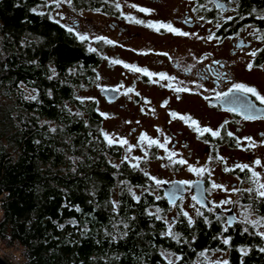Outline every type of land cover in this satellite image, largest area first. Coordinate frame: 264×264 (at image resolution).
Returning <instances> with one entry per match:
<instances>
[{
    "label": "trees",
    "instance_id": "trees-1",
    "mask_svg": "<svg viewBox=\"0 0 264 264\" xmlns=\"http://www.w3.org/2000/svg\"><path fill=\"white\" fill-rule=\"evenodd\" d=\"M84 4L72 0L78 11ZM55 8L48 0H0L4 246L20 243L25 264H167L165 251L182 257H170L174 264H209L200 253L216 249L229 264H264L259 230L242 224L223 232L220 223L191 215L189 226L183 209L168 218L174 208L162 188L141 165L120 159L123 147L109 146L99 98L83 94L98 81L101 59L66 24L54 22ZM27 88L36 89V99L26 96ZM169 225L180 243L164 234ZM227 236L230 245L222 243Z\"/></svg>",
    "mask_w": 264,
    "mask_h": 264
},
{
    "label": "flooded vegetation",
    "instance_id": "flooded-vegetation-1",
    "mask_svg": "<svg viewBox=\"0 0 264 264\" xmlns=\"http://www.w3.org/2000/svg\"><path fill=\"white\" fill-rule=\"evenodd\" d=\"M83 1L85 3L83 7L86 12L92 11V9H99V13L106 12L111 18H114L113 21L102 25L98 24L99 27L97 29L86 32L90 37L110 34L113 36L112 41L115 42L114 44H107L104 41H95L93 39L85 41L86 45L94 41L97 42L100 45L101 56H105L102 52H105L107 46H111L115 49V53L117 50V55L121 56L123 62L126 61L128 63L133 59V62H145L149 71L155 73L163 72L169 76H175L177 81H184L186 86L192 87L194 92L200 93L198 95L176 93L166 86L170 81L160 80L158 76L153 77L151 80L146 76L148 78L146 86L148 85V87L144 89L134 87V92L128 95L123 94L125 89L114 87L120 88L116 100H109L106 95L101 93L108 102L117 103L123 99V102H126L128 107L130 105L135 106L138 102L144 101L145 103V99H152L151 90H155L159 97L163 96V103L164 101L168 102V111H166L168 124L165 122L163 124L165 129H163L162 133L158 132L155 137L151 136V138L160 140V137H163L164 140L165 135L170 136L172 142L169 147L167 146L170 150L180 153L188 161H190V158L196 157L197 162H199H196V166L206 164L208 171L211 173V175H208L206 172L202 177L194 174L195 176L189 180L193 182L192 187L187 188L185 186L184 196L175 205L180 206L181 203L183 204L186 201L195 208L191 216L201 220H205V217H207L209 222H218L221 224L222 229L228 227L229 231L234 230V232L239 225L244 224L240 222L244 219V215H248L249 219H259L264 216V199H257L254 193L250 196L247 192L232 193L230 191L225 192L222 189L211 188L212 181L223 184L229 189L234 187L240 189L254 187L248 180L251 174L247 170L241 171L238 168H234V165L238 163L252 164L256 158H260L262 164H264V145L260 143L261 140H264V136L261 135L264 133V119L245 120L243 118L244 109L240 108V106H235L241 113L239 115L236 112L227 111L226 109L232 108L234 105L217 100L215 94L211 91H204V88L227 91L230 83L243 82L249 86L256 87L258 91L264 94V69L257 66L264 64V52H259L254 58L248 55L253 49H264V40L257 38L264 35V20L258 18L264 15V0H239L238 8L235 3L221 0L226 9L223 13L212 4H208V8L212 9L211 11L204 9L193 11L199 4H207V0H119L121 4L120 10H117L114 6L116 0H108L107 3H105V0H92L91 3L88 0ZM129 3L150 8L154 11L150 15L140 13L136 9L129 8L127 6ZM233 8L236 11H231ZM122 10L145 21H171L174 27L184 32L196 33L199 37H207L210 34L209 30H211L219 39H198L197 36L192 35L187 37L179 36L164 29L156 32L143 25L129 22L121 15ZM221 15L225 18L232 16L234 19L225 23L224 20L220 19ZM200 16H203L204 19L200 20ZM186 19H190V23H185ZM208 21H212V23H208ZM217 22L222 24L219 29L216 28ZM249 25L251 27H248ZM254 29H259L260 31L255 35H251L250 33H253ZM146 52L148 55L144 54ZM165 52L168 53L167 56L159 55V53ZM87 53L91 52L87 50ZM127 53L130 55H127ZM131 53L133 54L131 55ZM205 56H207L206 59H204ZM103 61L104 58L102 59ZM213 61H219L220 64H214ZM249 62L254 64L251 71L247 69V63ZM193 65L195 67H192ZM209 66H211V72L208 71ZM188 68H191V72L186 71ZM217 72L221 74L227 73V78L217 82L214 75ZM200 76H204L206 79H200ZM153 80L157 82L154 83L152 82ZM192 81L202 84L203 88H195ZM171 83L176 86L177 82ZM152 86L154 87L151 88ZM136 92L140 95L137 96ZM178 95L180 96L179 100L176 99ZM205 96L209 97V99L205 100ZM245 99L249 103L254 104L256 108L255 113L249 114L257 117L264 116V104H260L251 95H248ZM170 111H176L179 114H190L200 122L201 126H208L213 130L219 128L224 121H229V123L226 125V129H221L222 138L213 139L209 133H205L203 137L198 139V134L182 120L170 117ZM157 128L159 127L155 126V129ZM135 129L136 127L133 131ZM227 131L233 132L235 137L250 136L257 146L245 150L248 141L242 140L240 147H237L235 139L227 136ZM205 139L210 142L208 144L204 143ZM158 149V147L153 146L148 153L150 154L152 150L157 151ZM210 156L213 157L211 161H209ZM217 156H223L227 163L225 164L223 161L216 159ZM176 165L178 168L184 166ZM176 165L169 162L170 167H175ZM225 167L234 168V170L226 172L224 171ZM256 170L264 173V168L258 167ZM176 180L183 179L176 177V179H165L164 181H168L172 185ZM241 181L244 182L242 183ZM262 182H264V175H262ZM193 187L197 191L203 190L205 192L208 196L206 200L210 203L209 205L202 203L204 205L202 207L196 201L190 200L193 195H196L192 189ZM196 196L198 197V195ZM227 198L238 201L236 205L223 206V208H229L231 211L225 212L223 208H215L214 211L208 210L213 207L212 202L219 203ZM247 205L252 207L246 208L245 206ZM197 209L203 212L204 215L197 216ZM217 216H220V219H217ZM227 217H235L230 227L226 223ZM256 229L259 230L258 227Z\"/></svg>",
    "mask_w": 264,
    "mask_h": 264
},
{
    "label": "snow or ice",
    "instance_id": "snow-or-ice-1",
    "mask_svg": "<svg viewBox=\"0 0 264 264\" xmlns=\"http://www.w3.org/2000/svg\"><path fill=\"white\" fill-rule=\"evenodd\" d=\"M108 0H105V3H107ZM229 3H235L237 5V8L239 7V0H228ZM51 3L55 4L57 8L60 7L61 4L63 3H67L68 5H72V0H51ZM208 4H212L217 10H219L221 13H223L226 9H225V5L221 2V0H207V4H199L197 8H194L193 11H199L200 9H204L206 11H211V8H208ZM115 8L117 10L121 9V4L119 3V0H116L115 2ZM129 8L132 9H136L138 12L140 13H144L147 15H150L154 10L150 9V8H146V7H141L138 6L134 3H129L127 5ZM33 12H36V9H32ZM97 12H99V9H96ZM231 11H236L235 8L231 9ZM255 11V10H253ZM41 15H43V13H40ZM59 15V13H57ZM121 15L124 16V18L126 20H128L129 22H133L139 25H143L145 27L151 28L153 30H155L156 32H160L161 29L166 30L169 33L175 34V35H179V36H197L198 39H207V40H213V39H219V37H217L215 35V33L211 32V30H209L210 34L207 37H199L196 33H188V32H184L181 31L180 29L176 28L173 26L171 21H152V20H148L145 21L143 19H138L135 16H132L130 14L125 15L123 12H121ZM51 18V17H50ZM261 20H264V15H261L258 17ZM61 19H63V16H61ZM200 20H203L204 17L200 16L199 17ZM221 20H224L225 23H227L228 21H232L234 19V17L232 16H228V17H224L223 15H221L220 17ZM55 23L59 24L60 21L56 20L54 21ZM185 23H190V19H186L184 21ZM208 23H212V21H208ZM62 27H65L66 30L69 33H72L73 35L76 36V38L80 41V42H85V41H90V40H95V41H104L107 44H114L115 42L108 39L105 36H100V35H95L93 37H90L89 34L87 33H81L79 31L76 30L75 27H69L66 25H61ZM222 27V24L217 22L216 23V28L219 29ZM248 27H251L250 25ZM243 30V29H241ZM259 29H254L253 33H250L251 35H255L257 32H259ZM260 40H264V35H261L259 37H257ZM89 52H95L97 51V49L89 46L88 48ZM259 52H264V49H253L252 51H250L248 53V55L250 57H256L257 54ZM146 54V53H144ZM159 55H164L167 56L168 53H159ZM210 55V54H209ZM207 56L204 57V59H206ZM198 62H202V61H198ZM112 64H123V66L125 68L130 69L133 72H137V73H141L144 76H147L150 80L153 77L158 76L160 80H166V81H170L169 84H167L166 86L169 87L170 89H172L174 92L176 93H191V94H200V93H196L194 92V89L192 87H188L186 86L184 81H177V77L175 76H169L166 73L160 72V73H155V72H151L149 71L148 68L146 67H137L135 65H130L127 63H124L121 60H111ZM214 64H220L219 61H213ZM253 62H249L247 63V69L249 71H251L253 69ZM258 67L264 69V64H260L257 65ZM192 67H195L194 65ZM55 70L53 69V72ZM186 71L191 72V68L186 69ZM208 71H212L211 66L208 67ZM214 75L216 76V80L217 82H219L222 79L227 78V73L221 74V73H214ZM200 79H206V77L204 76H200ZM97 80L100 79L99 74H97L96 77ZM152 82H157V81H152ZM171 82H177L176 86L173 85V83ZM192 84L195 86V88H203V85L200 83H197L196 81H192ZM121 88L123 87V85L120 86ZM103 91H113V92H119L120 88H104L102 89ZM205 92H213L215 94V98L217 100H221L226 104H231L234 105V107L226 109L227 111H233L236 112L238 115L241 114L238 110L237 107L235 106H240V108L244 109V115L243 118L245 120H250V119H256V118H261L264 119V116H260L257 117L256 115H251L249 113H255L256 112V108L254 104L249 103L245 97H247L248 95H251L253 97H255V99L257 101H259L260 104H264V94H262L260 91L257 90L256 87L254 86H249L246 83L243 82H232L230 83V86L228 87L227 91H216L215 89H207L204 88ZM134 92V89L129 87L125 90V92L123 93L124 95H128L129 93ZM137 96H139L140 94L138 92L135 93ZM236 94H240V95H236ZM31 99H36L35 96H32ZM91 99V98H89ZM177 100L180 99V96L178 95L176 97ZM205 100H208L209 97L205 96L204 97ZM145 103H150V101L145 99ZM167 101H164V103L162 104V106H167ZM210 106H215V105H210ZM141 111L143 112L144 109L142 108ZM151 111H155L154 109H152ZM79 114V113H78ZM100 115L104 116L105 118H109L108 114L101 112ZM169 116L172 117L173 119L175 118H179L180 120H182L186 125H188L190 128H192L193 131H195L198 135L197 138L199 139L200 137H203L205 135V133H209L211 135V137L213 139H217V138H222L221 136V129H226V125L229 123V121H224L223 124H221L219 126V128H217L216 130H213L211 127L208 126H201L200 122L193 118L190 114H179L176 111H170L169 112ZM171 122V121H169ZM125 123H131V121H125ZM136 123L138 124L139 121H136ZM52 131H55V129H52ZM157 132H161L162 130L157 128ZM102 134L104 135L105 140L108 142L109 146L113 145V144H119L121 147H124L125 145H127V152H131L133 150V148H135L137 145H131L129 144L128 140L126 138H122V137H118L115 135H110L107 132H102ZM227 136L228 137H233L236 141V145L237 147H240L242 140L244 141H248L247 147L245 150L249 149V148H255L257 146L256 142L253 140L252 137L250 136H246L243 138L240 137H235L234 133L231 131H227ZM262 136H264V133L261 134ZM147 142V148H152L153 146H156L160 149H163L166 153H167V159L173 164H179V165H187V170L191 173L196 174L197 176H204V174L207 172L208 175H211V173L208 171L207 169V165L205 164L204 166H194L193 164L189 163V161L184 158L182 155H180L179 153L170 150L167 145L170 144L171 141V137L165 135L164 136V140L163 142H161L159 139H154L148 136L147 133H141L140 137L138 138V143L141 146V150L144 152V156L143 157H132L133 160L136 161H140L142 159L147 158L148 156V152L147 150L143 147L144 142ZM210 141L205 139L204 143L208 144ZM260 143L262 145H264V140H261ZM174 157H179L178 159H174ZM158 159H164V157H157ZM129 159L128 155H125L123 160L127 161ZM213 159V157H209V161H211ZM216 159L223 161L225 164L226 159L223 156H217ZM199 163V162H197ZM255 167H254V166ZM114 167H118L117 165H113ZM133 168H139V164L138 163H134L131 165ZM163 166V165H162ZM264 168V164H262L261 159L260 158H256L252 164H248V163H244V164H236L234 165V168H238L241 171L247 170L251 175L248 177V180L251 182L252 185H254V187H249L246 189H240V188H227L225 185L223 184H218L215 181H212L211 183V188L212 189H222L225 192H232V193H237V192H247L250 196L254 193L255 197L257 199H264V182H262V175H264V173H262L261 171H257V168ZM234 168H228L225 167L224 171H232L234 170ZM146 176L149 177L150 180H153L155 182V184L157 186L161 185V184H165L168 183V181H162L157 179L156 177H152L150 176L147 172L144 173ZM242 183L244 181H241ZM174 184L178 185V186H187V188H191L193 182L192 181H188V180H180V181H174ZM184 189H181L180 187L177 188L176 191H181ZM129 191H131V189H129ZM207 191V189H206ZM134 199H136L137 201H139V197L135 196V194H133ZM161 197L157 196L156 199H160ZM177 199L175 193H171L169 194V202L172 203L173 205H175V200ZM192 200L196 201L197 204H201V206L203 207L204 205L202 204V201L200 199H198V197L196 195L192 196ZM115 204V202H113ZM213 203V207L209 208V211H214L215 208H223L224 205H236L238 203V201H233L230 198L224 199L222 201H220L219 203ZM246 208H251V205H247L245 206ZM79 210V209H77ZM160 209H157V212H159ZM223 211L225 212H229L231 211V209L229 208H223ZM197 216H203V212H201L199 209H197L196 212ZM182 215L185 216L188 220V224L189 226H192L194 221L192 219L191 216H189V214L187 212H182ZM157 219H161V217L157 216ZM217 219H220V216H217ZM235 219V217H227L226 218V223L228 224V226H231L232 220ZM205 222H209L207 220V217H205ZM241 223H244L246 225H251L253 228H264V216H261L259 219H249L248 215H244V219L242 221H240ZM60 227L62 228L63 225H60ZM125 227H127V225H125ZM228 231V227H224L223 228V232H227ZM244 232H248V228L245 227L243 229ZM167 236L172 237L174 240H176L177 243H180V234L179 233H174L172 231L171 225H169V228L167 230L166 233H164ZM255 235L261 237V239H264V231H256ZM5 240H7L9 243H11L12 241V237L11 236H6ZM232 240L231 236H227V237H223L222 239V243L224 245H230ZM206 251H202L200 253L201 257H205L206 260H209V264H229V261L226 259H217V260H210L209 257L206 256ZM215 251H221V249H216ZM240 253L242 255H247L248 254V249L246 248H240L239 249ZM260 251L264 252V248H261ZM162 256L165 257V259L167 260V264H174V261L170 258L172 256H175V261H180L182 259L181 256L176 255L175 253H171V252H162L161 253ZM0 264H3L2 261H0Z\"/></svg>",
    "mask_w": 264,
    "mask_h": 264
},
{
    "label": "rangeland",
    "instance_id": "rangeland-1",
    "mask_svg": "<svg viewBox=\"0 0 264 264\" xmlns=\"http://www.w3.org/2000/svg\"><path fill=\"white\" fill-rule=\"evenodd\" d=\"M48 1L51 2V0ZM122 12L125 15L130 14L129 12H124V10H122ZM57 13H59V15ZM51 15L53 19H58L63 24L75 27L76 30L81 33H88V31L90 30L97 29L99 27L98 24H106L109 21H113L114 19L111 18V16H109V14L106 12L99 13L94 9L88 12H86V10L78 11L74 7H72V5H68L67 3H63L59 8H55ZM61 16H63V19H61ZM107 35H109L107 38L112 40L113 36L110 34ZM88 46L97 49V51L92 53L97 54L101 59V63L97 67L100 79L95 82L92 87L85 88L83 94L86 97L89 96L88 99L90 98V96L99 98V108H101L103 112L108 114L109 117L104 118L103 128L105 132L109 133L110 135L126 138L129 144L137 145L131 152L126 151L127 145H125L123 147V152H121L120 159L123 160L124 156L128 155V160L130 161V163H138L142 166V170L144 172H147L150 176L156 177L157 179L162 181H164L165 179L173 180L176 179V177H181V179L189 181L192 177L195 176L194 173L189 172L186 165H184L182 168H178L177 165L175 167H170V161L167 159V153L163 149L159 148L157 151L152 150L150 154L148 153L147 158L140 161L132 159V157L144 156V152L141 150V146L138 143V138L140 137L141 133H147L149 137H155L158 134L155 126H158L162 131L163 129H165L163 124H165V122H167L168 124V119H166V111H168V107L162 106L163 96L159 97L155 90H151L150 93L153 94V96L152 99L148 100L150 101V103L147 104L143 101L141 103L138 102L135 106L130 105V107H128L126 105L127 103L123 102V99L117 103L112 101L108 102L105 96L101 94L102 89L108 88L110 86H113V88L120 87L121 85H123L122 88L125 90L129 87L144 89L148 87V85L146 86L148 78L141 73L133 72L130 69L125 68L123 64H112L111 60L113 59L122 61L121 56L117 55V50L115 53V49L113 47L107 46L105 52H102L105 56H101V53L99 51L100 45L97 42H91ZM133 53H131V55ZM127 55L130 54L127 53ZM103 58L104 61L102 62ZM133 60L129 61L127 64L135 65L137 67H146L147 65V63L145 62L139 63V61L133 62ZM124 63H126V61H124ZM153 87L154 86H152L151 88ZM35 94L36 89L27 88L26 96L28 98L32 97ZM142 108L144 109L143 112L141 111ZM152 109H154L155 111H151ZM125 121H131V123H125ZM136 121H139V123L137 124ZM135 127L136 129L134 130V132L133 129ZM160 141L163 142V137H160ZM167 146L169 147L170 145L168 144ZM143 147L147 150V152L149 151L146 141L144 142ZM157 157H164V159H158ZM178 158L179 157H174V159ZM118 162H120V160H118ZM189 162L196 166L197 158H190ZM197 167H199V165ZM159 187L163 189V184L159 185ZM136 191H141V188H138ZM172 206L174 209L170 214H168V218H171L172 216L179 213V210L181 209H183V211L187 212L189 215L194 213L193 207L190 206L186 201H184L183 204L181 203L179 208L176 205ZM258 229L259 231H264V228L258 227ZM221 254L222 251H212L206 253V255L213 261L219 259Z\"/></svg>",
    "mask_w": 264,
    "mask_h": 264
},
{
    "label": "water",
    "instance_id": "water-1",
    "mask_svg": "<svg viewBox=\"0 0 264 264\" xmlns=\"http://www.w3.org/2000/svg\"><path fill=\"white\" fill-rule=\"evenodd\" d=\"M109 89H111V88H113V86H110V87H108ZM102 93L104 94V95H106L107 96V98L109 99V100H116V96H118V92H113V91H103L102 90ZM176 181H180V180H176ZM178 187H180L181 189H184V190H181V191H176L177 190V188ZM194 191H195V193H196V195H198V198L202 201V203H207L208 205L210 204L209 202H208V200H206V199H208V196L205 194V192L202 190V191H197V190H195V188L193 187L192 188ZM171 193H175V195H176V197H177V199L175 200V204L177 203V201L182 197V196H184V193H185V186H178V185H176V184H172V185H170L169 183H165L164 184V189H163V194L165 195V196H167V198L169 199V194H171ZM171 205H173L172 203H170ZM233 223V222H232ZM231 223V224H232ZM0 261H2L3 262V264H10L6 259H5V257L4 256H2L1 254H0Z\"/></svg>",
    "mask_w": 264,
    "mask_h": 264
},
{
    "label": "built area",
    "instance_id": "built-area-1",
    "mask_svg": "<svg viewBox=\"0 0 264 264\" xmlns=\"http://www.w3.org/2000/svg\"><path fill=\"white\" fill-rule=\"evenodd\" d=\"M6 194H0V204L1 201L6 198ZM19 245L20 243H16L10 247L4 246V242L0 239V254L5 257V259L10 264H25L23 257L19 253Z\"/></svg>",
    "mask_w": 264,
    "mask_h": 264
},
{
    "label": "bare ground",
    "instance_id": "bare-ground-1",
    "mask_svg": "<svg viewBox=\"0 0 264 264\" xmlns=\"http://www.w3.org/2000/svg\"><path fill=\"white\" fill-rule=\"evenodd\" d=\"M101 93H102V91H101ZM103 94V93H102ZM104 95V94H103Z\"/></svg>",
    "mask_w": 264,
    "mask_h": 264
}]
</instances>
